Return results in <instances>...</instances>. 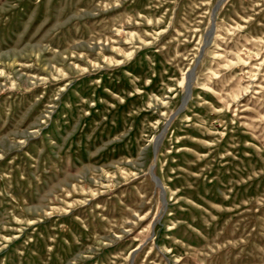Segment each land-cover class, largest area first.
<instances>
[{"label": "rangeland", "instance_id": "rangeland-1", "mask_svg": "<svg viewBox=\"0 0 264 264\" xmlns=\"http://www.w3.org/2000/svg\"><path fill=\"white\" fill-rule=\"evenodd\" d=\"M0 264H264V0H0Z\"/></svg>", "mask_w": 264, "mask_h": 264}, {"label": "water", "instance_id": "water-1", "mask_svg": "<svg viewBox=\"0 0 264 264\" xmlns=\"http://www.w3.org/2000/svg\"><path fill=\"white\" fill-rule=\"evenodd\" d=\"M214 8H215V7L212 8V12H213ZM210 32H211V27H210V29L207 31L208 35L210 34ZM200 54H201V48H200V50H199V53H198V56L196 57V59L199 58ZM184 76H185L184 88H185V91H186V97H185L183 103H182L181 105H179V107H178L176 110H178L179 108H181V107L185 104L187 98H188L189 95H190V82H191V79H192V77H193V66H192L189 70H187V71L185 72ZM176 110H175V111H176ZM159 137H160V135H157V136L155 137V140L153 141V150L155 149V146H156V144H157V142H158V140H159ZM154 179H155L156 183H158L157 178H154Z\"/></svg>", "mask_w": 264, "mask_h": 264}]
</instances>
